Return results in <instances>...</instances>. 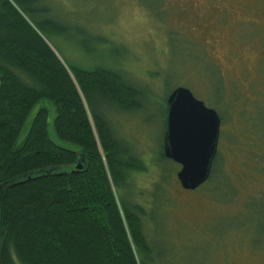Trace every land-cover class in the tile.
I'll return each instance as SVG.
<instances>
[{"label":"rangeland","instance_id":"1","mask_svg":"<svg viewBox=\"0 0 264 264\" xmlns=\"http://www.w3.org/2000/svg\"><path fill=\"white\" fill-rule=\"evenodd\" d=\"M40 4L62 27L47 35L67 66L105 65L139 90L131 109L104 103L97 109L148 167L129 180L132 193L117 188L121 198L146 209L144 232L152 251L140 252L141 259L146 264H264V213L244 203L264 191V173L256 164L264 152V0ZM179 86L222 117V161L212 180L193 191L181 187L179 166L162 159L166 100ZM42 105L54 121V106L45 101L37 109Z\"/></svg>","mask_w":264,"mask_h":264},{"label":"trees","instance_id":"2","mask_svg":"<svg viewBox=\"0 0 264 264\" xmlns=\"http://www.w3.org/2000/svg\"><path fill=\"white\" fill-rule=\"evenodd\" d=\"M50 11L40 0H0V264H146V209L117 188L131 191L148 167L97 109H131L139 90L108 66H67L49 42L62 28ZM45 101L54 121L37 109ZM221 161L218 151L206 184ZM246 201L264 213V191Z\"/></svg>","mask_w":264,"mask_h":264},{"label":"water","instance_id":"3","mask_svg":"<svg viewBox=\"0 0 264 264\" xmlns=\"http://www.w3.org/2000/svg\"><path fill=\"white\" fill-rule=\"evenodd\" d=\"M221 118L187 87L175 88L166 100L163 153L179 165L177 179L185 190H196L211 177L218 153ZM83 168V163L73 172Z\"/></svg>","mask_w":264,"mask_h":264},{"label":"flooded vegetation","instance_id":"4","mask_svg":"<svg viewBox=\"0 0 264 264\" xmlns=\"http://www.w3.org/2000/svg\"><path fill=\"white\" fill-rule=\"evenodd\" d=\"M225 12H227V10H225ZM263 16H264V14H263ZM201 19H203V20H205V16H201ZM263 26H264V17H263ZM200 99V98H199ZM218 112V111H217ZM220 116V115H219ZM221 118V117H220ZM220 130H221V128H220ZM221 132V131H220Z\"/></svg>","mask_w":264,"mask_h":264}]
</instances>
